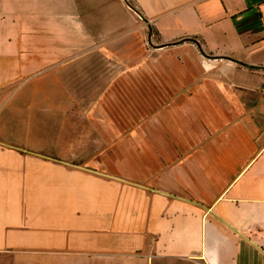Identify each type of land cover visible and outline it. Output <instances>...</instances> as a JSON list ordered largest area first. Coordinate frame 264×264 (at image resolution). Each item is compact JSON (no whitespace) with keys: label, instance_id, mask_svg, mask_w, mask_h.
<instances>
[{"label":"crops","instance_id":"obj_1","mask_svg":"<svg viewBox=\"0 0 264 264\" xmlns=\"http://www.w3.org/2000/svg\"><path fill=\"white\" fill-rule=\"evenodd\" d=\"M135 2L0 0V264H264V0Z\"/></svg>","mask_w":264,"mask_h":264},{"label":"rangeland","instance_id":"obj_2","mask_svg":"<svg viewBox=\"0 0 264 264\" xmlns=\"http://www.w3.org/2000/svg\"><path fill=\"white\" fill-rule=\"evenodd\" d=\"M129 3L133 7H135V9L140 13V9L137 6L135 0H129ZM152 36H153V38H157L156 32L153 30H150L149 34L146 37V42L148 45L147 48H148V51H150V52H153V50H154L153 49L154 39L152 38L153 40H151ZM98 47L99 46L91 47V48L87 47L81 51V53H87L93 57L92 61L85 60V62L82 63L85 66L83 69H89V73L87 75L91 76V82L96 80V78L98 76H100V78H103L104 77L103 76V74H104L103 68L107 67V64L104 63V59L102 57L104 55V52H103L104 48H102V47L98 48ZM80 75L83 76L84 74H80ZM52 80L53 79L47 80L46 81L47 85L41 86L40 85V75L32 76V81H35V85L33 86V88L30 91V97H31V100H37V102H35V105L39 104L40 101L44 102L46 99H53V91H40V89L44 88V87H47V88L53 87V81ZM18 84H19V82H18ZM21 84H22V82L19 85H16V89H19L21 87ZM69 86L66 85L67 89H65L64 88L65 84H64L63 92H62V101H63V104H65L66 102H69V101L82 103V105H81L82 109L76 110V116H74L78 119H83L86 116H88L90 114V110H89L88 105L90 106V104L102 102L103 101L102 97L104 94H107L106 91L108 90V83H106V82L104 83L103 80H101V79L98 80L94 86L91 85L89 88H80V92L76 93V94L70 91ZM39 93H41V94H39ZM97 93H99L98 96L94 97L93 94H97ZM111 97H112V95H111ZM90 98H92V99L90 100ZM85 104H87V105L84 106ZM31 106H32L31 108H34L33 107L34 106L33 101H31ZM20 108H21L20 106L17 107L18 112L20 111ZM68 112H69V110H62V116L68 117L69 116ZM87 113H88V115H87ZM14 114L19 115L16 113H14ZM30 115H33V114H30ZM18 120H19V117H18ZM2 124H3V122H2ZM2 124L0 122L1 127H2ZM87 128L90 129L88 126H87ZM13 144L19 145L18 143H13ZM34 225L35 224H32V226H34ZM24 227H30V224H24ZM21 237L26 238V239L31 238L29 236V234H24V235L20 236V238ZM12 238H13L12 234L5 235V238H4L5 244L12 243L17 239V238H14V239H12Z\"/></svg>","mask_w":264,"mask_h":264}]
</instances>
